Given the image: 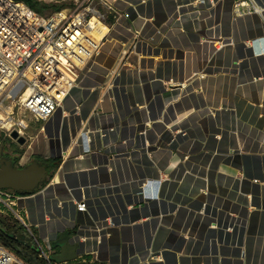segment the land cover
<instances>
[{
  "label": "crops",
  "instance_id": "0c3cea01",
  "mask_svg": "<svg viewBox=\"0 0 264 264\" xmlns=\"http://www.w3.org/2000/svg\"><path fill=\"white\" fill-rule=\"evenodd\" d=\"M109 1L115 41L51 117L61 109L59 149L43 156L57 167L34 195L58 174L55 204L73 225L57 233L79 242L104 220L99 232L118 233L81 250L88 264H264V0L239 15L234 0ZM180 83L183 95L164 93ZM186 154L207 194H186L183 179L166 191L164 172L179 178Z\"/></svg>",
  "mask_w": 264,
  "mask_h": 264
},
{
  "label": "built area",
  "instance_id": "2783aa9c",
  "mask_svg": "<svg viewBox=\"0 0 264 264\" xmlns=\"http://www.w3.org/2000/svg\"><path fill=\"white\" fill-rule=\"evenodd\" d=\"M249 2L234 0L233 7L240 11L239 6ZM109 4L110 9L115 10L112 2ZM253 7L254 11L260 9ZM248 12H252L251 9ZM243 13L246 11H240ZM93 17L106 20L97 6L85 5V0L77 2L70 11L59 8L49 13L24 0H0V135L6 134L20 147H25L22 153L4 152L21 165L29 162L33 153L29 151L32 122L46 121L55 114L77 82L72 73L79 75L86 59L99 47L89 41ZM176 93L172 89L167 94ZM44 129L43 124L39 130ZM14 131L18 133L16 137L12 135ZM21 136L25 137L24 143L19 142ZM35 191L22 194L10 187L0 188V221L10 223L7 219L10 218L35 234L40 244L39 256L46 264H55L52 240L56 234L42 236L39 225L30 220L27 206L20 205L22 198L34 195ZM87 209L85 199L77 202V210ZM75 243L78 244L77 257L83 256L79 242ZM15 263L23 264L0 240V264Z\"/></svg>",
  "mask_w": 264,
  "mask_h": 264
},
{
  "label": "rangeland",
  "instance_id": "374dc122",
  "mask_svg": "<svg viewBox=\"0 0 264 264\" xmlns=\"http://www.w3.org/2000/svg\"><path fill=\"white\" fill-rule=\"evenodd\" d=\"M38 1L39 2H44V3H47V4H51V5L54 4L55 6H57V5L58 6H63L62 7L63 9H65L67 11H70L73 7H75L77 5V2L82 1V0H38ZM110 2H112V1H110ZM89 3H92L93 5L97 6V8L102 13H104L106 15L105 23H107L108 25H110V24L108 22H106V21L110 22L111 19H109V18H111V16L116 19V17H118V15L120 13V10H117V8L115 10L108 8L106 3L104 2V0H85V5H88ZM112 4H113V2H112ZM117 5L119 7H121L123 4L117 2ZM253 5L257 6V8H260L259 11L261 10V6L255 0H250L249 4L243 3V5L239 6V9H240V11H246V12H248L249 9H251V11H254ZM55 9L56 8H54L53 6H50V7H47L45 9H43L42 11L45 12V13H49L51 11H54ZM240 11H238V10H236V8H234V13L236 15H239ZM107 40L115 41L107 33V35H105L104 38L99 42V46L102 45L103 42L107 41ZM98 50H99V48H97L95 50V53ZM79 71H81V70L79 69ZM172 89H173V91H177V93H176L177 96L181 95V94L183 95L187 91V85L185 83L172 84L168 88V90H166L164 93L165 94L170 93V91ZM168 95L169 96H173L172 94H168ZM61 113L62 112H61V109H60L58 111V113L56 114V117H54L55 120L50 118L51 120L49 119V120H46V121L45 120H41V121H33L32 122L30 130H29L32 133L31 148L29 149L30 152H33L32 155H31V159L36 154H40L42 156H48L50 154H55L57 152L56 148L59 149L60 139L58 137V127L60 125L59 124L60 121L57 119V115H59ZM53 123H55L54 125H56L55 126L56 127L55 130H54V128H52L53 126H51ZM43 124L45 126H47V134L46 135L39 130L40 126L43 125ZM48 129L50 131H48ZM183 132L184 131H182V133ZM24 148L25 147H20L19 144L15 143L11 138L7 137L6 134L0 135V153H2V154H4V152L5 153H12V154H14V153H22ZM189 155L190 154H186L184 156H181V164H180V167H179L181 172H180L179 178L175 177L177 174L175 176L174 175L171 176V174H169V172H164L163 180L165 182L164 184H165L166 191L173 190L174 187H176V189H177L178 186H179V184H178L179 181L181 182L182 179H183V175L185 173H187L188 171H191L190 167L187 166V165H189V163L191 164L194 161L191 160V156H189ZM203 166H205V165H203ZM208 175H209V172H203L202 173V176H208ZM172 182L173 183H177V184H173ZM200 191L201 192H206V194H207V192H210V189L204 187V188H201ZM150 197H152V196L150 195L149 198ZM153 197H155L153 199H157L158 195L154 194ZM161 197H162V195H161ZM55 201L57 202V200H55ZM44 203L38 208V211H37V208L35 209V211H33V212H36V215L41 216L39 214L42 213L43 210L45 211L46 209H47V211L49 213L54 211L55 214H57V211H55L54 207L51 206L49 204V202H46V205H44ZM205 206H206V202L204 201L202 203V208L201 209H204ZM7 219L9 220V222L13 223V221L10 218H7ZM8 220H6V222ZM55 234H57L56 231L53 232L50 237H52ZM20 260H21V262H23V264H31V263L27 262L26 260H23V259H20ZM15 264H19V263H15Z\"/></svg>",
  "mask_w": 264,
  "mask_h": 264
},
{
  "label": "bare ground",
  "instance_id": "6f19581e",
  "mask_svg": "<svg viewBox=\"0 0 264 264\" xmlns=\"http://www.w3.org/2000/svg\"><path fill=\"white\" fill-rule=\"evenodd\" d=\"M115 1V0H114ZM122 1L123 3L126 2V0H119ZM93 25L91 28H89V34L90 36V43H94L95 45H99V42L104 38V36L109 32L110 28L107 23H105L102 20H98L97 18L93 17L92 18ZM117 28L114 29L113 34H118L120 29H122V23L119 20L117 24ZM100 52L103 50L99 49ZM72 78L78 79V75L75 73H72ZM189 171L183 178V182L181 186V190L185 192L186 194L194 195L196 194L201 187H195L196 184H198V179H196L195 175L190 173ZM59 184H60V175L57 174L56 178L51 181L49 184V189H45L44 191L38 193L37 195H31L25 198H22L20 201V205H26L28 209V215L30 217V220L36 224L39 225L40 227V233L42 236H48L51 233L55 232L56 230H63L65 227L73 225V218L71 211H68V208L66 206L64 207L63 205L57 206L55 204V199L57 196H59ZM195 185V186H194ZM153 194V190L151 191ZM154 195V194H153ZM38 197V199H37ZM143 197H146V194H144ZM45 202V203H44ZM46 202H49L51 206L55 208V211H57V214H55L54 211L49 213L47 209L42 213H40L38 216L36 215L35 209L38 208L44 203L46 205ZM60 204V203H59ZM67 205V204H66ZM103 222H97V229L98 231L96 233H85V232H80L79 234L74 236L75 240H78L80 242L79 250H86L87 246H91L92 248L97 247V245L100 243L102 240V237L104 234L109 237V239H112L114 234H118L116 231L113 232V230H106L104 233L99 232L103 228ZM90 222L87 221L85 224H89ZM118 231V229H117ZM84 248V249H83Z\"/></svg>",
  "mask_w": 264,
  "mask_h": 264
},
{
  "label": "water",
  "instance_id": "95a60500",
  "mask_svg": "<svg viewBox=\"0 0 264 264\" xmlns=\"http://www.w3.org/2000/svg\"><path fill=\"white\" fill-rule=\"evenodd\" d=\"M14 137L17 131L12 133ZM20 143L25 142V137L19 138ZM49 170L47 166L37 159L32 160L25 166L17 167L11 158L2 156L0 158V188L10 187L20 192L32 193L48 179ZM72 235L68 230L61 231L58 238L52 240V246L58 251L52 254L55 261L67 264L77 257L78 244L71 242Z\"/></svg>",
  "mask_w": 264,
  "mask_h": 264
},
{
  "label": "flooded vegetation",
  "instance_id": "af4514ba",
  "mask_svg": "<svg viewBox=\"0 0 264 264\" xmlns=\"http://www.w3.org/2000/svg\"><path fill=\"white\" fill-rule=\"evenodd\" d=\"M2 156L9 157V155L3 154L0 156V158ZM34 159L39 160L40 162L44 163L47 166L49 170L48 179H50V176L52 174L51 163H49L47 160H42V158L39 157L38 158L33 157L25 165H27ZM14 165L17 167L25 166V165H21L17 161H14ZM2 224L3 223L0 221V235L2 236L3 240L8 244L7 246L14 251L16 256H18L20 259L26 260L31 264H46L39 256L40 244L35 234L29 232L21 224L16 222L4 223V225ZM68 231L71 234V230L68 229ZM59 234L60 232H58L55 235L54 239L58 238ZM54 250H55L54 252H57L58 248H55ZM55 264H61V262L56 261ZM67 264H88V263L84 261L83 257L82 258L76 257L75 260L69 261Z\"/></svg>",
  "mask_w": 264,
  "mask_h": 264
},
{
  "label": "trees",
  "instance_id": "16d2710c",
  "mask_svg": "<svg viewBox=\"0 0 264 264\" xmlns=\"http://www.w3.org/2000/svg\"><path fill=\"white\" fill-rule=\"evenodd\" d=\"M26 1L30 6L38 9V10H43L47 7H50V6H53L54 8L56 9H59V8H62L63 6H55L54 4H47V3H44V2H39L38 0H24ZM113 21V20H112ZM3 155L2 153H0V156ZM7 155V154H6ZM10 157V156H9ZM42 158V160H47L49 163H51V170L55 169L57 167V163H56V160L54 159H49V158H45L41 155H35L34 158ZM11 158V157H10ZM13 159V158H12ZM16 161V159L14 158L13 159V162ZM22 194H28L27 192H22ZM4 225V224H2ZM0 240L5 244V245H8L2 238V236L0 235Z\"/></svg>",
  "mask_w": 264,
  "mask_h": 264
}]
</instances>
